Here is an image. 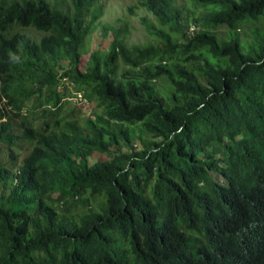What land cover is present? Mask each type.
I'll list each match as a JSON object with an SVG mask.
<instances>
[{"label":"trees","instance_id":"trees-1","mask_svg":"<svg viewBox=\"0 0 264 264\" xmlns=\"http://www.w3.org/2000/svg\"><path fill=\"white\" fill-rule=\"evenodd\" d=\"M66 1L0 0V264H264V0Z\"/></svg>","mask_w":264,"mask_h":264},{"label":"rangeland","instance_id":"rangeland-1","mask_svg":"<svg viewBox=\"0 0 264 264\" xmlns=\"http://www.w3.org/2000/svg\"><path fill=\"white\" fill-rule=\"evenodd\" d=\"M52 4H56L57 0H49ZM61 3H66V0H58ZM142 0H104L102 4L104 5V16L102 18V23H107L109 25H112L114 27L128 24L130 28V33L127 38V44L129 46L133 45H142V44H148L150 42H153L154 39L150 35L147 26L148 25H155L159 27L158 21L153 17L152 15L148 14L144 8L140 6ZM69 2V0H68ZM181 2L184 4L186 9L189 10V16L184 20V23H189V32L192 33L193 31L202 30L203 25L205 24V21L203 20V16L205 14V9L202 7H199L198 5H193L191 0H181ZM63 7H66V5H62ZM211 9H215V7H210ZM217 9V8H216ZM192 15H195L192 17ZM143 18H147L148 22L144 23ZM194 19L200 20L198 25L194 24ZM263 22H257L255 24L250 23L246 24L242 27V30L240 32L241 36H244L245 34H249L251 31V28L255 27H262ZM165 31H168L167 28L164 29ZM216 30V32H215ZM213 30L215 33H221L225 32L226 29H215ZM252 39V38H249ZM113 41L112 33H109L107 37H105L101 30H98L93 36L89 38V52L88 55H86L85 59H83V63L87 61L90 54L95 51L100 52H107L110 47L111 43ZM65 86L68 87L69 91H73V86L68 82L65 81ZM74 93V92H73ZM73 100L75 103H78V107L82 110L83 114H88L89 111L92 109L91 104H87L85 107L83 106L80 96L73 97ZM102 160H105L106 157L102 155H98ZM97 155L96 158H99Z\"/></svg>","mask_w":264,"mask_h":264},{"label":"clouds","instance_id":"clouds-1","mask_svg":"<svg viewBox=\"0 0 264 264\" xmlns=\"http://www.w3.org/2000/svg\"><path fill=\"white\" fill-rule=\"evenodd\" d=\"M194 32V31H193Z\"/></svg>","mask_w":264,"mask_h":264}]
</instances>
